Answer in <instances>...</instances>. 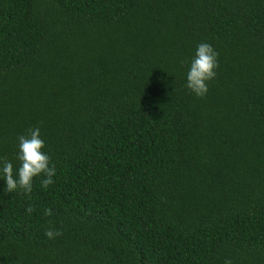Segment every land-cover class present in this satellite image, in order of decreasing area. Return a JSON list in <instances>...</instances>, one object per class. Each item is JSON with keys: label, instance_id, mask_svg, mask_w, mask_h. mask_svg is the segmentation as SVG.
Listing matches in <instances>:
<instances>
[{"label": "trees", "instance_id": "obj_1", "mask_svg": "<svg viewBox=\"0 0 264 264\" xmlns=\"http://www.w3.org/2000/svg\"><path fill=\"white\" fill-rule=\"evenodd\" d=\"M34 128L56 175L0 173V264H264V0H0V162Z\"/></svg>", "mask_w": 264, "mask_h": 264}, {"label": "clouds", "instance_id": "obj_2", "mask_svg": "<svg viewBox=\"0 0 264 264\" xmlns=\"http://www.w3.org/2000/svg\"><path fill=\"white\" fill-rule=\"evenodd\" d=\"M218 53L208 43H200L194 59L191 62L187 73V87L198 97L202 98L208 93V83L216 78L218 69ZM19 153L17 159L20 161L18 170H14L13 164L6 158L0 162V173L6 180V191L8 193L20 191L30 194L33 190V181L43 177L41 183L45 189L54 183L53 177L56 175L55 164L51 162V157L44 151L46 145L41 139L39 128L29 129L27 135L18 137ZM32 207L27 208L31 213ZM46 215L51 216L52 210L46 209ZM45 235L49 239L62 236L60 231L48 230ZM225 264H232L231 259Z\"/></svg>", "mask_w": 264, "mask_h": 264}]
</instances>
